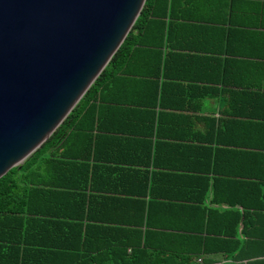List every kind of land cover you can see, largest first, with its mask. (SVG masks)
Wrapping results in <instances>:
<instances>
[{
    "label": "trees",
    "instance_id": "1",
    "mask_svg": "<svg viewBox=\"0 0 264 264\" xmlns=\"http://www.w3.org/2000/svg\"><path fill=\"white\" fill-rule=\"evenodd\" d=\"M194 1L146 0L63 123L0 178V264H264V90L242 92L245 132L214 121L215 129L200 134L160 120L194 109L165 100L164 92L183 79L161 51L173 48L172 24L189 17ZM146 60L152 69L133 66ZM134 78L149 82L147 102L136 106L147 108L151 140L121 159L147 169H118L138 180L130 188L96 179L118 172L108 166L113 153L101 151L100 136L93 134L108 129L107 112L94 102H104L108 89L136 87ZM116 116L136 121L141 111H112ZM182 189L190 194L179 195Z\"/></svg>",
    "mask_w": 264,
    "mask_h": 264
},
{
    "label": "water",
    "instance_id": "2",
    "mask_svg": "<svg viewBox=\"0 0 264 264\" xmlns=\"http://www.w3.org/2000/svg\"><path fill=\"white\" fill-rule=\"evenodd\" d=\"M146 0H0V178L63 123Z\"/></svg>",
    "mask_w": 264,
    "mask_h": 264
},
{
    "label": "crops",
    "instance_id": "3",
    "mask_svg": "<svg viewBox=\"0 0 264 264\" xmlns=\"http://www.w3.org/2000/svg\"><path fill=\"white\" fill-rule=\"evenodd\" d=\"M193 3L195 5L188 7L186 12L189 17L172 24L173 48L161 51L163 57L169 53L167 67L183 79L164 92L165 100L182 105L188 102L194 109L161 114L160 120L165 124L174 123L173 127L187 126L190 132L200 134L215 129L214 121L217 124L221 121L227 130L245 132L246 118L239 113L245 111L246 99L242 92L264 90V0H195ZM146 62L133 66L137 70L152 69ZM134 79L136 87L119 89L121 91L108 89L103 95L106 96L104 102H94L101 111L107 112L104 120L108 129L93 134L100 136L101 151L113 153L115 160L108 166L118 172L117 176L112 174L107 178L102 173L96 179L116 186L130 185V188L137 186L138 180H131L128 171L122 173L118 169H137L141 173L147 169L142 163L121 159L127 158L126 153L146 149L151 140L145 133L148 130V115L144 113L147 108L136 106L137 101L147 102L149 82ZM118 102L131 106L116 104ZM126 109L141 111L140 120L111 117L112 111ZM253 111L257 114L261 109L256 104ZM177 120L182 124H176ZM257 130L253 125L251 131L259 134ZM176 161L179 165L185 163L181 157ZM158 189L163 188L159 186ZM178 194L186 196L190 191L182 189Z\"/></svg>",
    "mask_w": 264,
    "mask_h": 264
}]
</instances>
